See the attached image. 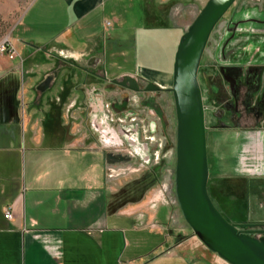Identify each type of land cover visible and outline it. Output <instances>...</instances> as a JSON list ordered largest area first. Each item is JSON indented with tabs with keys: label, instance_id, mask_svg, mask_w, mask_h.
I'll list each match as a JSON object with an SVG mask.
<instances>
[{
	"label": "crops",
	"instance_id": "obj_1",
	"mask_svg": "<svg viewBox=\"0 0 264 264\" xmlns=\"http://www.w3.org/2000/svg\"><path fill=\"white\" fill-rule=\"evenodd\" d=\"M155 1L172 9L209 0ZM119 2L33 0L11 31L17 57L0 56V264H227L189 226L174 228L159 195L134 198L135 185L117 192L102 149L64 138V107L69 112L78 99L72 79L54 94L65 70L104 84L133 78L172 88L173 69L149 61L134 72L105 71V37L119 23ZM19 130L28 137L24 149L14 144Z\"/></svg>",
	"mask_w": 264,
	"mask_h": 264
},
{
	"label": "rangeland",
	"instance_id": "obj_2",
	"mask_svg": "<svg viewBox=\"0 0 264 264\" xmlns=\"http://www.w3.org/2000/svg\"><path fill=\"white\" fill-rule=\"evenodd\" d=\"M32 1L0 0V42L10 40L13 27ZM262 1L238 0L234 4L212 34L204 63H214L215 58L218 61L220 51L216 50V45L220 33L229 25L234 10L241 6L250 9ZM158 3L155 0L119 2L120 7L116 13L119 23L116 30L107 33L105 37V71L120 68L134 72L138 65L147 64V61L155 68L174 70L177 48L184 34L182 27L187 31L207 2H180L183 6L178 4L172 9L169 5ZM122 52L123 55L120 54ZM65 79L73 80L76 93H72L77 94L78 99L69 112L67 106L64 107L63 113L67 116L64 121V138L73 142L82 137V145H95L102 149L107 156L109 176L114 178L111 186L117 192L121 193L123 188L128 190L135 185L139 191H132L134 198L143 197L149 192L155 193L160 196L157 204L164 203L172 208L174 228L187 227L175 191L177 120L172 93L163 89L162 93L151 95L148 99L145 95H135L91 78L86 80L84 74L65 70L54 94L61 92L62 81ZM66 105L70 106V102L67 101ZM92 115H97L96 125L101 128L100 134L94 133L91 128ZM73 129L76 133L74 136L70 135ZM26 139L28 137H24L19 130L18 135L15 134V146L24 149ZM249 146L248 141L243 140V146L239 148L232 134H208V192L214 205L217 203L219 183L216 179L219 173L230 176L236 165L232 160L233 151L239 148L240 154ZM221 154L225 158H221ZM19 170V166L14 168L15 176L19 175ZM220 185L229 196L232 190L230 183ZM243 215L241 213L239 219H244ZM236 217L233 212L225 216L228 222L238 219Z\"/></svg>",
	"mask_w": 264,
	"mask_h": 264
},
{
	"label": "flooded vegetation",
	"instance_id": "obj_3",
	"mask_svg": "<svg viewBox=\"0 0 264 264\" xmlns=\"http://www.w3.org/2000/svg\"><path fill=\"white\" fill-rule=\"evenodd\" d=\"M210 40L198 73L207 142L209 133H225L232 134L239 148L243 140L251 145L240 154L239 148L233 151L236 165L230 176L219 173L215 206L224 218L229 212L238 217L229 222L238 232L264 240V0L256 7L234 10L229 25L220 33L216 45L220 53L215 64L204 63ZM136 83L138 92L129 89L130 83L127 88L110 84L148 99L157 94L146 91L150 83ZM96 117L92 115L91 128L100 134ZM220 156L225 158L224 154ZM221 183H230L229 196ZM241 213L244 219H239Z\"/></svg>",
	"mask_w": 264,
	"mask_h": 264
},
{
	"label": "water",
	"instance_id": "obj_4",
	"mask_svg": "<svg viewBox=\"0 0 264 264\" xmlns=\"http://www.w3.org/2000/svg\"><path fill=\"white\" fill-rule=\"evenodd\" d=\"M238 0H209L180 39L171 92L177 120L175 191L181 214L198 240L227 264H264V240L238 232L208 192L209 164L204 108L198 81L201 59L217 25ZM47 79L39 88L45 92ZM138 92L136 80L111 82ZM147 92L163 89L150 84Z\"/></svg>",
	"mask_w": 264,
	"mask_h": 264
},
{
	"label": "built area",
	"instance_id": "obj_5",
	"mask_svg": "<svg viewBox=\"0 0 264 264\" xmlns=\"http://www.w3.org/2000/svg\"><path fill=\"white\" fill-rule=\"evenodd\" d=\"M107 27H111V23L107 24ZM7 56L10 60H14L17 57V52L13 48V45L11 44L10 40H3L0 42V56ZM5 216L7 219L12 218V212L10 210H7L5 212Z\"/></svg>",
	"mask_w": 264,
	"mask_h": 264
}]
</instances>
